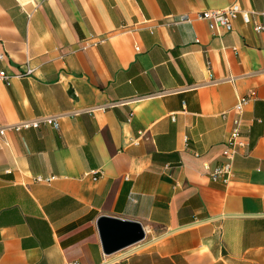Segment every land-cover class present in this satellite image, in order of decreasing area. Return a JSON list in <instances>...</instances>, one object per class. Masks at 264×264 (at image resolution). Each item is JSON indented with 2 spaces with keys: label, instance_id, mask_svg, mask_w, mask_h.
Masks as SVG:
<instances>
[{
  "label": "crops",
  "instance_id": "crops-1",
  "mask_svg": "<svg viewBox=\"0 0 264 264\" xmlns=\"http://www.w3.org/2000/svg\"><path fill=\"white\" fill-rule=\"evenodd\" d=\"M231 2L261 19L264 0H0V69L32 67L0 80V125L60 114L0 135V264H264V31L173 21ZM238 95L247 144L212 181ZM100 214L144 237L103 253Z\"/></svg>",
  "mask_w": 264,
  "mask_h": 264
},
{
  "label": "built area",
  "instance_id": "built-area-1",
  "mask_svg": "<svg viewBox=\"0 0 264 264\" xmlns=\"http://www.w3.org/2000/svg\"><path fill=\"white\" fill-rule=\"evenodd\" d=\"M254 11L251 9H246L241 7L237 2H231L223 7L219 8H202L193 12L183 11L180 12L177 17L173 20L177 21H191L194 19H202L207 22L210 28L221 27L225 30H230L232 28L233 19L239 15L241 20L244 23H251V27L254 31H264V9L258 11L261 17L259 21L252 20V14ZM137 48V47H136ZM32 72V67L25 64L22 71L17 74H8L4 71V69H0V80L4 82H8L11 76H18L29 74ZM248 100V95H238L236 97V101L233 103L231 108L229 109L231 112L230 115V126L228 129V133L226 138L223 140L222 148L220 151V160L208 169V176L212 181H219L222 183H226L228 177L231 172L232 159L234 154L241 148H243L247 144V135L242 132L240 129L241 125V110L243 105ZM229 111H223L222 115H226ZM60 114H50V115H35L30 119H19L16 122L8 123L5 125H0V135L6 129H11L17 131L22 128H36L39 124H48L54 128L58 127V117ZM171 117H173L171 115ZM138 137L133 139V142L141 137L143 134L142 131H139ZM204 167H208L206 163H204ZM36 179H40V177H36ZM146 228L144 227V231ZM66 264H76V261H69ZM126 264V263H122Z\"/></svg>",
  "mask_w": 264,
  "mask_h": 264
},
{
  "label": "water",
  "instance_id": "water-1",
  "mask_svg": "<svg viewBox=\"0 0 264 264\" xmlns=\"http://www.w3.org/2000/svg\"><path fill=\"white\" fill-rule=\"evenodd\" d=\"M96 226L103 253H111L144 237V227L135 219L100 214Z\"/></svg>",
  "mask_w": 264,
  "mask_h": 264
}]
</instances>
